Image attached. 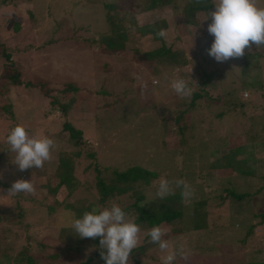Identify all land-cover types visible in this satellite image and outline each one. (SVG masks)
Returning a JSON list of instances; mask_svg holds the SVG:
<instances>
[{"label": "rangeland", "instance_id": "374dc122", "mask_svg": "<svg viewBox=\"0 0 264 264\" xmlns=\"http://www.w3.org/2000/svg\"><path fill=\"white\" fill-rule=\"evenodd\" d=\"M108 1L0 0V181L8 185L0 188V264H16L17 253L28 243L33 250L39 248L40 242L46 244L45 253L51 256L49 260L43 258L42 264H76L77 260L92 255L95 247L89 246L88 238H82L81 242L68 227L75 216L63 207V203L91 209L95 205L102 208L113 205L97 203L94 172L85 169L91 161L85 157L90 149L96 151L98 162L110 170L123 171L138 165L157 172L154 180L140 189L144 194L140 203L152 200L143 206L160 204L181 212L173 221L160 224L168 229L166 238L170 244L174 248L182 244L187 253V259L178 256L175 264L264 261V216H261L264 214V143L256 138L245 139V131H254L264 124V48L258 49L253 44L251 50L245 49L243 57L218 62L209 54L212 43L205 45L206 37H198L199 11L181 12L189 0H170L151 12H137L135 18L140 24L159 16L169 17L174 11L177 28L173 27L172 36L178 33L182 36L176 45L190 57V64L176 69L170 77L165 70L159 75L152 73L151 64L131 63L126 67L122 57L114 55L116 67L123 64L124 71L115 68L104 71L102 59L107 56H99L98 46L111 31L104 9ZM129 1L138 2L125 0L122 10H137ZM260 2L264 5V0ZM207 36H211L208 29ZM142 48L148 50L146 45ZM2 50L11 56L21 84H13L2 76L6 62ZM245 62L249 65L246 73L242 69ZM197 69L210 74L203 75L208 82L204 97L197 100L189 113L191 129L184 135L174 131L163 133L158 125L160 118L169 109L184 108L181 99L188 101L172 98L174 93L169 90L172 78L182 75L195 80ZM130 72L136 77L133 82L128 80ZM141 81L156 87L139 92ZM38 83L44 87H36ZM67 84L76 86L78 91L72 96L61 95L58 88ZM46 90L54 91L46 96L43 94ZM230 91H235L250 106L238 107L234 102L225 107L222 95ZM116 94L119 95L114 97ZM50 95L69 104L67 119L83 133V152L75 159L71 180L77 189L69 196L65 185L55 193L48 187L49 182L55 181L52 173L56 155L67 161L74 151L67 133L59 130L62 121L59 112L50 110ZM122 98L125 101H120L115 109L112 102ZM222 111L226 114L218 117ZM17 125L25 126L31 135L54 139L52 158L42 169L20 171L12 162L15 153L9 150L6 138ZM228 139L235 144L245 142L246 154L237 158L250 156L246 164L253 174L230 170L223 161L221 166H214L216 158L225 154L223 144ZM18 179L32 180L36 194H8ZM161 179L185 180L192 187L194 197L185 201L177 190L167 200H159L155 197V186ZM226 189L252 194L240 200L227 199L223 197ZM132 199L124 196L119 206L124 209ZM126 212L130 218L136 216L133 210ZM140 227L141 246L133 250L130 259L136 257L141 264H161L164 253L147 236L151 228ZM250 227V235L242 240ZM73 246L79 247L80 253L70 260L66 256L71 250H67ZM94 264H100L99 257L94 259Z\"/></svg>", "mask_w": 264, "mask_h": 264}, {"label": "trees", "instance_id": "16d2710c", "mask_svg": "<svg viewBox=\"0 0 264 264\" xmlns=\"http://www.w3.org/2000/svg\"><path fill=\"white\" fill-rule=\"evenodd\" d=\"M170 0H138L137 4L129 1L130 6L134 8L135 6L138 7L137 10H127L123 11L122 8L125 7V0H110L104 5V9L106 10L105 17L107 23H109L111 31H109V37L106 36L104 39L100 40V52H98L99 56L104 55L109 57H104V71L113 70L115 69H121L124 71L123 64H119V67H116L115 63H117L113 57L120 56L122 57L123 63H126V67L130 66L131 63L133 64H151V71L152 73L159 75L160 71H167L168 75L171 77L176 69L181 67H186L190 64V57L185 54V51L183 48H180L176 45V41L181 39L182 36L180 34H176L175 36H172L173 27L177 28L175 23V12L172 11L171 15L169 17H156V19L152 21H144L143 23L138 24L135 18V14L137 12H151L152 10L159 8L160 6H163V4L169 2ZM173 2V0H171ZM214 4L208 3L206 6L204 4L198 3L197 0H189L184 3V7L182 8L181 12H190V10H198V16L196 17V31H198V37H206L205 39V45L211 44L214 41V36L211 35L207 36V29L208 25L211 23V19L204 18L208 15V11H213ZM175 7V6H174ZM173 7V8H174ZM172 8V7H171ZM180 12V13H181ZM183 19V16H182ZM204 20V21H203ZM203 21V24L201 25ZM182 23H185L184 20ZM164 29L167 32V39H164L157 35V33ZM147 46L148 50H143V46ZM4 49V48H3ZM2 56L5 57L6 62L3 64L2 67V76L7 77L10 79L11 83L13 84H21V80L19 79L18 72L13 69V63L11 56L5 51H1ZM110 62H109V61ZM257 64V61H255L254 65ZM100 66V65H99ZM248 62L244 63L243 70L246 73L249 70ZM131 68V67H130ZM109 72V71H108ZM111 72V71H110ZM197 76L195 80H192L193 77H184L180 75L177 77L173 75L174 78H172V81L175 79H185L189 85L194 89L193 95L189 98H187L188 101L182 100L181 102H184V108H176L175 110L171 111L169 109L168 113L163 115V117L159 120V128L163 130V133H170L175 132L180 135H184V133L191 129L192 125L188 123L189 113L197 104V100L204 97L205 90L204 87L208 84V82H205L203 79V75H209L210 73L207 70L197 69ZM129 78L128 80L130 82L134 81L135 74L134 72H130L128 74ZM155 76V75H153ZM141 78V77H140ZM159 78V77H158ZM142 82V81H141ZM29 85V82L26 83ZM111 85H114V83H111ZM146 86V87H145ZM36 87H39L42 89L44 87V84L38 83ZM141 89L139 92H147L151 91L153 87V84L151 82L149 83H141L140 85ZM169 90L174 93L175 100L180 98V96L172 90V88H169ZM51 92L54 90H50ZM78 91V88L76 86L70 85H64L63 87L58 88V92L61 93V95L65 94L67 96H72ZM132 93H134L133 90H130ZM49 90L44 91V95H48ZM114 93V92H113ZM112 93V95H113ZM119 95V94H118ZM117 94L114 96H118ZM66 96V97H67ZM49 97V96H48ZM49 99V107L50 110H53L54 112H59L58 115L62 118V121L60 123V131L67 133L68 140L71 144H73L74 151H71L70 153L72 156L69 158V160L65 161L63 156L56 155L55 162H54V171L52 173L53 177L55 178V181L49 182L48 187L51 188V190L55 193L58 191L59 187L66 186V195L69 196L73 194L74 191H76L72 183V174L74 171V168L76 167V158L79 157L82 154L81 145L83 143L82 140V130L74 127L67 119V116H69V104L67 102L62 103L58 100V97H54L53 95H50ZM118 98V97H117ZM223 102L225 107L234 105L235 103L238 104V107H247L250 106L249 103H245L244 101L240 100L237 93L235 91H230L229 93H225L222 95ZM127 100V99H126ZM120 101L124 102L125 99L121 100H114L112 104H115V109L119 107L118 104ZM235 102V103H234ZM138 109V108H137ZM140 111V110H139ZM139 111L137 113H139ZM47 112H45L46 114ZM226 113L224 111L219 112L217 115L218 117L222 115L224 116ZM245 139H251L254 140L255 138L258 140H261V142L264 143V124L254 130V131H245ZM183 139V138H182ZM181 139V141H183ZM223 146L226 148L225 154L222 156H219L216 158L214 162V166H221V162L225 164V167H229L230 170L236 169L242 174L245 175H251L253 174L252 168L246 164L250 156H243L242 158H237L239 154H246V147L245 142L242 144H235L232 139H228ZM63 152V151H62ZM96 151L93 149H90L86 152L85 157L87 159H90L86 164L85 169H92L95 176V188L97 189V203L106 206L108 203L113 204H120L121 200L124 198V196L128 195V197L133 198L129 204L124 206L125 211H134L136 213V216L134 219L136 220V223L143 226L144 229L152 228L157 225H160L162 223H167L173 221L178 215L181 214L179 210H176L174 208H171L166 205H156V207H141V200L144 198V194L140 192V189L144 186H148L154 178L157 176V172L148 171L145 168L133 165L127 167L123 171H118L116 169L110 170L106 166H102L98 159L96 158ZM1 187H8L6 183H3L0 181V188ZM3 189V188H1ZM226 195L223 196L224 198H230V199H243L248 196H250L252 193L250 192H237L234 189H226L225 190ZM222 197V198H223ZM167 200V199H165ZM55 204H57V200L55 199ZM51 209L54 208L53 205H50ZM63 207H65L67 210H70L74 213V216L76 218L82 217L83 214L87 211H90V207H84V208H74L72 203H63ZM50 209V207H49ZM261 216H264L262 214ZM199 227L201 225L195 224ZM252 230V227L248 228L246 230L245 238H242V240H245L248 235H250V232ZM79 238V237H78ZM89 239V246L95 247V251H93L91 256L86 257L84 260H77L76 264H94V259L96 257H99L100 264H105V261L101 258L100 254V248H99V240L100 238L97 237L96 239ZM81 242H83V239L80 238ZM46 244L43 242H40L38 244V249L33 250L31 249L30 243H28L26 246H24L18 253V259L16 261V264H42V259H48L51 255L47 252V249L45 247ZM79 248V247H78ZM76 249L74 246L68 249L67 251L71 250L69 254H67V258L70 260L75 259L79 256V249ZM37 251H40L41 253H38ZM66 251V252H67ZM75 253V254H73ZM51 254V253H50ZM75 255V256H72ZM66 255V253H65ZM55 257V256H52ZM52 261V260H51ZM141 261L133 257L130 259V264H141ZM245 264H264V261H246ZM57 264V262L53 263Z\"/></svg>", "mask_w": 264, "mask_h": 264}, {"label": "clouds", "instance_id": "9594fccd", "mask_svg": "<svg viewBox=\"0 0 264 264\" xmlns=\"http://www.w3.org/2000/svg\"><path fill=\"white\" fill-rule=\"evenodd\" d=\"M197 2L205 6L209 2L215 5V10L208 11L204 20L211 19L208 32L214 36V41L209 54L218 62L243 57L245 49L251 50L253 44L258 49L264 48V5L260 0H197ZM157 35L167 39V32L164 29ZM171 88L181 98H189L194 92L189 83L182 78L173 80ZM6 143L9 150L15 153L12 162L20 171L33 167L42 169L45 163L51 160L56 146L54 139L31 135L23 125L11 129ZM155 188V197L159 200L175 195L177 190L185 201L194 197L192 187L183 179L174 181L161 179ZM21 193L36 194L32 180H16L8 194ZM150 201L152 200L147 202ZM68 227L80 238L99 237L100 254L105 264H130L133 250L141 246L140 225L118 204L103 208L95 205L82 217L74 219ZM167 235L168 229L160 225L152 227L147 232L149 242L158 245L160 251L164 253L160 258L161 264H175L178 256L187 259L183 245L177 244L174 248L166 238Z\"/></svg>", "mask_w": 264, "mask_h": 264}]
</instances>
